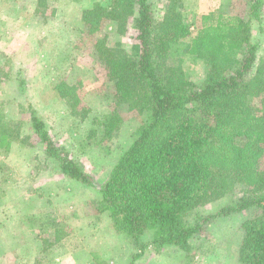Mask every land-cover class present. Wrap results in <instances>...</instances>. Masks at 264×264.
Wrapping results in <instances>:
<instances>
[{
  "label": "trees",
  "instance_id": "trees-1",
  "mask_svg": "<svg viewBox=\"0 0 264 264\" xmlns=\"http://www.w3.org/2000/svg\"><path fill=\"white\" fill-rule=\"evenodd\" d=\"M180 0H166L163 16L155 0L95 1L82 11L89 34L113 25L120 34L132 20L138 52L112 46L106 36L95 42L97 59L106 69L105 85L118 106L99 121L111 137L123 112L146 115L131 145L98 187L103 209L117 232L126 233L137 250L129 264L154 246L156 250L191 249V239L218 217L255 209L242 226L241 264H264V54L253 39V24L262 29L264 0H247L248 17L204 13L188 21ZM48 6L49 0H38ZM195 32V33H194ZM190 40L188 41V39ZM187 40L189 59L202 60L204 80L198 84L174 54ZM20 86L25 80L18 77ZM77 114L73 86L57 85ZM33 132L64 177L90 186L96 181L51 134L42 115L29 108ZM0 113V145L25 142ZM241 187V195L194 223L189 213L212 199ZM151 232L149 241L144 235Z\"/></svg>",
  "mask_w": 264,
  "mask_h": 264
},
{
  "label": "rangeland",
  "instance_id": "rangeland-1",
  "mask_svg": "<svg viewBox=\"0 0 264 264\" xmlns=\"http://www.w3.org/2000/svg\"><path fill=\"white\" fill-rule=\"evenodd\" d=\"M95 1L49 0L46 7L38 0H0V113L25 141L0 145V264H129L137 251L126 233L115 230L98 187L147 116L123 112L122 126L111 137L104 135L98 123L118 106L105 85L107 71L97 59L95 42L106 36L110 45L130 54L138 47L132 20L125 34L110 23L95 34L85 30L82 11ZM165 5L166 0H155L158 19ZM178 7L196 25L213 10L248 17L247 0H180ZM262 29L253 24V39L262 43L264 54V19ZM173 51L185 59L186 70L200 84L204 63L189 59L187 40ZM62 82L76 90L77 114L57 88ZM30 107L43 116L52 136L92 175L96 186L55 169L33 132ZM240 189L194 208L188 220L194 223L216 213L237 199ZM255 213L249 209L213 219L191 239L189 252L178 247L158 251L150 245L136 264H241L242 224ZM151 236L147 232L143 237L149 241Z\"/></svg>",
  "mask_w": 264,
  "mask_h": 264
},
{
  "label": "crops",
  "instance_id": "crops-1",
  "mask_svg": "<svg viewBox=\"0 0 264 264\" xmlns=\"http://www.w3.org/2000/svg\"><path fill=\"white\" fill-rule=\"evenodd\" d=\"M89 7H90V6H89ZM85 8H87V7H85ZM85 8H84V9H85ZM84 9H83V10H84ZM153 248H154V247H153ZM158 251H159V250H158ZM146 252H147V251H146ZM146 252H144V253H143V254H142V255H141V256L135 261L134 264H136V262H137L138 260H140L141 257L145 256V253H146Z\"/></svg>",
  "mask_w": 264,
  "mask_h": 264
}]
</instances>
